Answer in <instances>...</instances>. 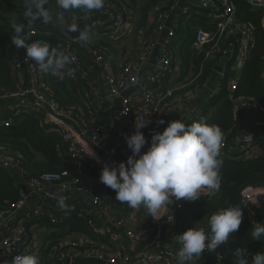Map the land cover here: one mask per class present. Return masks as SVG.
I'll return each mask as SVG.
<instances>
[{
  "label": "built area",
  "instance_id": "1",
  "mask_svg": "<svg viewBox=\"0 0 264 264\" xmlns=\"http://www.w3.org/2000/svg\"><path fill=\"white\" fill-rule=\"evenodd\" d=\"M244 1L250 7L264 8V0ZM200 10H203L204 16L214 23L215 33L197 27L191 48L198 53L209 45V50L205 53L206 57H217L219 61H222L223 68L218 78L217 91L214 93L216 94L222 89V82L227 78V72L232 67L242 65L253 44V29L244 23L234 21V6L230 0H191L189 4L176 0L168 10L158 13L153 18L154 27L148 40L137 51L125 55L117 65L116 72L113 71L110 60L102 52L89 47L85 42H83L85 60L81 59L80 52L76 47H72L73 43L79 39L70 38L71 42L67 44L66 53L70 55L72 62L65 69L71 73V76H77L86 87L90 97L91 110L89 112L106 109L107 104L112 101L118 103V132L114 138L110 137L102 121L96 120L91 124H83L81 120L75 119L67 108L59 105L51 91L40 82L36 62L26 59V52L16 51L12 41L4 39L11 66L15 70L21 66L24 67L30 75V80L15 91L0 92V102H9L7 105H0V114L8 111L10 116H15L20 112L48 115L52 120L51 127L60 132L65 145V153L73 159L76 166L73 171L64 169L32 175L23 167L18 156L10 155L4 150L0 151V166L16 178L18 189L17 200L5 209H0V264H5L9 260L12 263L15 256L33 254L37 249L35 236L27 237L26 235L25 222L41 216H46L47 220L53 222L59 214L57 210H46L41 206L28 207L31 198L48 200L56 205H58L59 198H64L66 204L72 200L84 203L78 212L86 217L89 228L94 234L106 239L115 247L112 252L107 248L92 247L82 251L79 246H83L84 243L79 244L73 239L59 241L49 248L47 257L49 264H76L77 260L84 257H93L100 262L99 264H135L133 256L122 250L123 237L141 244L139 256L143 264H177L176 254L179 248L176 246L175 212L191 201H175L167 211L159 213L161 215L159 219L148 216V211L144 208V214L135 218V222L141 227H133L130 225V218L117 215L111 204L102 199L99 193L92 188L93 182L86 177V173L95 171L101 174L105 163L112 165L127 160L132 153L125 137L135 131L134 121L137 115L146 114L152 121L147 127H153L156 131L160 129L161 125L156 123L161 119L158 116L157 107L163 99L174 97L172 88L162 91L160 85V80L167 75L170 76L174 69L172 54L167 47V42L177 35L181 18H189ZM113 11L103 10L99 13V11L72 10L69 12V20L71 23L86 20L84 30L88 33L98 32L101 28L107 30L113 37L130 33L132 19L130 13L125 10V6L121 5L119 9ZM173 16L177 18L176 23H171L170 19H173ZM168 22L170 25H167ZM40 26L47 25L41 23ZM163 31L166 36L159 44L157 34ZM35 32V27H31L30 33ZM156 48L158 51L155 53ZM148 59H152L153 65L142 80L138 98L127 96L125 91L138 83L139 67L146 65L149 62ZM90 65L100 72L105 88L104 93L99 91V84H95L94 72L89 68ZM262 77L264 79V68ZM235 85L236 79L229 78L227 88L233 91L236 89ZM232 104L234 112L241 108L256 107L253 100L248 97L233 98ZM198 113L199 109L195 108L186 113L182 121L193 120ZM10 116L0 118V123L8 126L12 119ZM246 125L231 145L228 143L229 132L224 134L221 156L234 161L250 156V148L256 145L255 140L264 132V120L254 117ZM146 128L142 131L144 132ZM85 145L90 146L101 156L100 164L99 161L94 163L89 158L84 164L88 166L86 170L84 166L83 168L79 166L80 160L84 159L87 154ZM149 145L150 142L145 145L142 152L146 151ZM258 153L255 152L253 155ZM211 194L212 191L206 189L199 199ZM239 205L250 227L253 228V224L257 221L264 223V186L245 187L241 192ZM20 212H26L21 223L15 226L11 234L3 233L6 225L11 223ZM221 249L220 246L215 252L205 251L202 256L194 258L192 264H228L225 252Z\"/></svg>",
  "mask_w": 264,
  "mask_h": 264
},
{
  "label": "trees",
  "instance_id": "2",
  "mask_svg": "<svg viewBox=\"0 0 264 264\" xmlns=\"http://www.w3.org/2000/svg\"><path fill=\"white\" fill-rule=\"evenodd\" d=\"M140 1L142 2V0H111L108 2L116 3L119 7L121 5L125 6V8L133 11L137 5H141ZM175 1L145 0L140 9L139 26L136 28L137 33L141 35L138 48L130 51L124 45L119 49L120 55L128 53L127 51H137L148 40L153 30L154 22L152 21L145 29L141 27L147 25V21L152 20L149 18L151 10L155 11V14L164 12ZM230 1L234 6V21L244 23L253 29V44L238 71L236 89L230 91L227 88L229 82L227 76L222 82L221 90L208 97L204 102L197 103L199 113L194 119L184 122L186 125H190L193 121L203 119L208 124L219 126L223 135L229 132V145L239 136L252 118L264 120V79L261 71L264 68V8L250 7L244 0ZM14 2L16 1L14 0ZM14 2L12 0H0V92L3 93L13 91L14 78L12 72L15 70L10 64L9 54H7L8 49L4 39L11 41V36L15 35L12 27L13 23L27 24V21L23 17L25 6H17ZM158 4H160L159 8L155 9ZM46 7L50 10L53 17H55L51 5L48 3ZM73 10L85 12L80 11V9ZM133 12L132 14H134ZM204 13L203 10H200L198 13L192 14L187 19L185 26H182L180 22V29L177 34L182 30L185 33L178 45L173 40L176 36L167 42L168 49L170 52L172 50V67L180 71L179 75L174 79L175 84L182 81V78L188 74L196 76L200 73V78L197 82L195 81L196 77H194L193 81L183 82L184 84L191 83L192 90H199L200 92L203 81L208 78L210 71L213 70V66L210 64L218 62L217 57H206L205 53L209 50V45H206L198 53H194L191 48L194 31L197 27H202L215 33L214 23L206 18ZM130 16L133 27L131 13ZM40 24L39 21L33 24L32 27L36 29L34 34L30 33V28L26 27L25 31L29 34L26 43L30 44L34 41L45 42L50 47L60 48L66 52L67 44L71 40L60 31L56 26L57 24L54 22L45 27H41ZM130 33H132V28ZM130 33L113 37L110 36L107 30L91 31L88 33L89 39L85 43L89 47L102 52L112 62L111 57L116 55L113 53L117 52L116 45L124 43ZM80 45L82 49L84 47L83 42H75L72 47L78 48ZM131 49H134V47ZM16 51L26 52V49L23 47L16 48ZM62 72H65V76L63 80H60L50 72L45 73L39 69L40 82L51 91L59 105L67 108L78 121L81 120L83 124H91L93 121L99 120V110L89 112L91 110L90 97L83 82L77 76L68 75L69 72L66 69L62 70ZM169 77L167 75L160 80L161 87L162 84L166 86L165 83L168 82ZM164 88L166 90L170 87ZM185 90L191 91L189 88H185ZM240 97L250 98L256 107L250 109L241 108L234 112L232 99ZM105 108L107 109V107ZM10 117L12 119L8 126L0 123V151L4 150L10 155L18 156L23 167L32 175L41 172L62 171L64 169L73 171L76 164L65 153V145L58 130H55L51 127V124L45 123L40 117H36L35 114L30 112H20ZM254 143L259 149V153L256 155H251L253 153H250L248 158L236 161L228 160L221 155L218 157L222 161L219 170L220 189L212 191L210 196L203 198L196 204L187 203L184 209H180L181 211L176 214L175 218L177 236L191 227H203L207 229V221L212 213L227 206L240 207L239 199L245 187L264 186V132ZM83 164V161L80 160L79 166L81 168H83ZM16 184V178L0 166V209H5L10 203L17 200L18 189ZM104 186L107 188L105 195L115 193L108 186ZM99 195L101 198L103 197L100 193ZM102 199L110 203L113 211L116 213L111 201L105 199V197ZM60 215L61 213L57 214L56 220L53 222L47 220L44 216L34 218L39 221V225L41 224L46 229H51L46 235L43 232L40 234V237H36L33 230L28 228L25 230L27 237L35 236L38 242V247L32 255L39 258L40 264H49L47 257L50 246L59 241H64L70 235H82L88 240L83 246H79L82 251L91 247L96 249H110L112 247V244L108 243L106 239L92 232L86 223V217L81 216L77 210H68L67 215L63 217H60ZM197 223H199L198 226H196ZM251 232L252 227L247 224L243 214L239 230L235 234L230 235L226 244L221 245V250L225 252L228 264H230V259L232 260V264H238L236 253L238 248L246 249V254L243 258L248 260L249 264L253 253L264 251V240L252 239ZM176 242L180 245L178 240ZM5 264L12 263L9 260Z\"/></svg>",
  "mask_w": 264,
  "mask_h": 264
},
{
  "label": "clouds",
  "instance_id": "3",
  "mask_svg": "<svg viewBox=\"0 0 264 264\" xmlns=\"http://www.w3.org/2000/svg\"><path fill=\"white\" fill-rule=\"evenodd\" d=\"M48 3L49 0H25L23 17L27 24L13 23L15 35L11 36V41L17 49L25 48L26 59L34 60L42 72H50L63 80L65 72L62 70L72 62L70 55L45 42L26 43L29 37L26 27L31 28L37 21L44 25L55 22L68 32H78L81 42H86L89 35L76 23L68 22L62 14L54 18L46 7ZM56 4L62 12L73 9L91 12L102 9L104 0H56ZM150 123L152 121L146 114L136 116L135 131L125 137L132 154L126 161L112 165L105 163L99 179L115 191L118 202L127 203L133 209L143 206L148 216L159 219L161 209L173 201H195L206 189H220L219 170L222 161L218 157L224 135L219 126L208 124L203 119L193 121L190 125L181 119L172 120L163 131L151 133L150 145L142 152L145 145L149 144L142 129ZM156 123L163 125L165 121L161 118ZM89 156L96 158L92 151ZM58 206L69 209L64 198H59ZM242 220L240 207L227 206L209 216L207 229L191 227L180 233L176 237L180 244L176 254L177 264H192L194 258L202 256L205 251L215 252L226 244L230 235L239 230ZM251 237L264 240V223L257 221L253 224ZM236 253L238 264H249L243 258L246 249L238 248ZM12 264H40V261L35 255L21 254L13 258ZM250 264H264V251L253 253Z\"/></svg>",
  "mask_w": 264,
  "mask_h": 264
},
{
  "label": "crops",
  "instance_id": "4",
  "mask_svg": "<svg viewBox=\"0 0 264 264\" xmlns=\"http://www.w3.org/2000/svg\"><path fill=\"white\" fill-rule=\"evenodd\" d=\"M12 1L14 2V0H12ZM15 1L16 2H14V3L17 6H19V5L20 6H25V0H15ZM53 1L54 0H49V4L51 5L52 10L54 11ZM181 1L183 3L189 4L191 0H181ZM55 2H56V0H55ZM119 8L120 7L116 3L107 2V1L104 0V7L102 9L95 10L93 12L99 11V13H101L103 10H107V11L108 10H112L113 11V10H116V9H119ZM58 13H59V7H58ZM57 16L58 15L56 13L55 17H57ZM233 18H234V13H233ZM187 19L188 18H181L180 19V22H181L182 26H185V24L187 22ZM167 25H170L169 22L167 23ZM100 30H102V28ZM184 33H185V31L182 30L179 36H181L183 38L184 37ZM165 36L166 35H165L164 31L160 32L159 34H157V41H158L159 44H161L163 42V39H165ZM182 38L179 39L178 42L175 41V44L178 45L180 43V41L182 40ZM173 40H175V38ZM78 41H77V43L81 42V41L80 42H78ZM124 45H125V43H122L120 45H116L117 52L113 53V54H116V55H113L111 57V59H112L111 64H112L114 72L117 71V65L120 63L121 59L125 55H127L129 53V51H128V53L120 55V50L119 49L122 46H124ZM78 48L81 49V45ZM114 48H115V46H114ZM157 51H158V49L156 48L155 49V53ZM7 54H9V53H7ZM84 54H85L84 53V47H82V49L80 50L79 55L81 56L80 58L83 59V60H85L84 59ZM8 58H9V55H8ZM87 64H89V63L87 62ZM152 65H153V61H152V59H150L149 62L146 63V65H143V66L139 67V70H138V83L133 85V86H131V87H129L125 91V94L127 96H130V97L135 98V99L138 98L140 89L142 87V85H141L142 80H143L144 76L147 74V72L151 69ZM210 65L213 66V70L210 71V73L208 75V78H206L203 81L202 87L204 85H206L209 81H215L216 79L218 80L219 75L221 73V71L218 70V68H221V70L223 68L222 67L223 63H222V61H219V60H218V62L211 63ZM240 67L241 66L233 67L235 72L237 73L236 77H232L233 76V72H232V69H230V71L227 73L228 78L237 80L238 79V71H239ZM89 68H91V70H93V72H94V82L97 85L99 84V91L104 93L105 92V88H104V86L102 84L100 72H98V70L93 65H90ZM177 71H179L177 68L173 69V73L170 75L168 82L165 83L166 86H164L162 84V87H161L162 91L165 90L164 87H168L169 86L170 88H172L173 85H175L174 79L177 77V74H175V72H177ZM12 76L14 78L13 91H15L16 89H18L21 86H24L30 80V75L28 74L27 70L24 67H22V66L19 69L14 70V72H12ZM213 83H215V82H213ZM192 91L193 90H191V92L188 91L186 93V95H177V96H174V97H172L170 99L166 98V99L162 100V102H161V104L159 106V109L157 111H158V116L160 118L164 119L165 124L161 125V127H160V129L158 131H163V129L167 126L168 122H170L172 120H178V119L182 120L186 113H188L189 111H191V110H193L195 108H198L197 107V103L204 102L208 97H210L212 95V93L214 94L217 91V83L215 85H211L210 87H207L206 89H204L203 93H201V94H199L200 92H192ZM170 100H171V102H170ZM7 103H9V102H0V105H2V104L3 105H7ZM118 107H119L118 103L116 101H112V102L108 103L107 109H101L99 111V121H102L106 125V128L108 129V132H109V135H110L111 138H114V136L118 132V130H117V126H118V122H119L118 118H117ZM3 110H5V109H3ZM233 111H234V108H233ZM210 113H212V111H210ZM9 114H10V112L5 111V112L0 114V118H5ZM35 116L36 117H40L45 123L52 124L51 118L48 115H46L45 113H42V114H39V115L35 114ZM183 122H185V120H183ZM153 131H156L153 127H147L145 129V131H144L145 137H146V139L149 142L151 141V133ZM85 146H86L85 148H86L87 154H86V157L84 159H82L83 163L84 164L87 163V160L90 158L92 162L97 163L99 161V164H100V157H101L100 154H97L95 151H93L90 146H88V145H85ZM256 146L257 145H255L253 148H250V153L254 154L255 152L256 153L259 152V149ZM91 151L95 153V157L96 158H93V157L89 156L91 154ZM86 169H88V166H84V170H86ZM86 177L90 181L93 182L92 183V188L94 190H96L98 193L103 195V197H105V199L111 201V203L113 204L114 209H115L117 214L130 218L131 219V224H130L131 226H133V227H138L139 226L138 228L141 227L139 225V223L135 222V218L136 217H140V216H142L144 214V207L143 206H141L140 208H137V209H133V208L129 207L127 205V203L118 202L115 199V195H116L115 193L111 194V195H105V192L107 191V188L104 186L105 184L100 182V179H99L100 173L95 172V171H91V172L88 171L86 173ZM202 199H197V201H191V203L196 204V202H199ZM174 202L175 201H173L170 205H167L164 208H162L160 212L167 211L173 205ZM83 204L84 203H82V202L72 200L67 205L69 206L70 210H77L78 211V210L82 209ZM36 206L45 207L46 210H57V211H59V213L63 212V213H61L60 217L66 216L67 215V211L69 210V209H61L58 205H56L55 203L50 202L48 200H42V199H39V198H31L29 203H28V207L31 208V207H36ZM182 209H184V208H182ZM179 211H181V210H178V211L175 212V218H176V214ZM134 212H136V213L134 214ZM25 216H26V212H20V214L15 219H13L11 221V223H8L6 225V228L4 229L3 233L11 234L13 232L15 226H18V224L21 223V221L24 219ZM44 217L46 218V216H44ZM149 223L151 224V221H149ZM24 226H25V230H26V228H28V229L33 230V232L37 231V232L34 233V235L36 237H38V236L40 237L41 236L40 234L43 233V232H44L43 234L46 235L47 233H49L51 231V229L49 230V229H46L45 226H43L41 224L39 225V221H37L35 219H33L32 221H29V222H25ZM71 239H73L75 242H77L79 244H82V243L85 244L88 241L82 235H74V237H72L70 239L66 238L65 241L66 240H71ZM122 241H123L122 242V250L124 252L129 253L130 255L133 256L135 264H143L142 263V259L139 256V251L141 249V244L137 243V242L134 243V242L126 239V237H123ZM37 244H38V242H37ZM176 246L180 247V245H177V242H176ZM107 249L110 250L111 252L114 251L115 250L114 244H112V247L110 249L109 248H107ZM99 263L100 262H98L93 257H84V258H81V259L76 261V264H99Z\"/></svg>",
  "mask_w": 264,
  "mask_h": 264
},
{
  "label": "rangeland",
  "instance_id": "5",
  "mask_svg": "<svg viewBox=\"0 0 264 264\" xmlns=\"http://www.w3.org/2000/svg\"><path fill=\"white\" fill-rule=\"evenodd\" d=\"M105 1H111V0H105ZM141 2V1H140ZM145 3V0H142V2H141V5H137L136 7H135V10H130L129 8H125V10H127L128 12H130L131 13V15H132V17H133V27H132V33H130L129 34V36H128V38L125 40V46L126 47H128V50L130 49V51H133V50H135L136 48H138V44H139V42H140V37H141V35L140 34H138L137 33V30H136V28L139 26L138 25V23H139V15H140V9H141V7H142V5ZM159 5L160 4H158L157 6H156V8L155 9H158L159 8ZM53 8H54V13H55V15H56V13H57V15L59 14L58 13V5L56 4V2H55V0L53 1ZM81 11V10H80ZM134 13V14H132V12ZM157 12V11H156ZM157 15V13L155 14V11H153V10H151L150 11V13H149V18H151L152 20L150 21H147L146 22V24L147 25H144V26H142L141 28H143V29H145V28H147L149 25H150V23H152V21L154 20L153 18L155 17ZM171 20V23L173 22V23H176L177 22V18H174V16H173V19H170ZM140 28V29H141ZM139 29V30H140ZM138 30V31H139ZM181 33V32H180ZM180 33H178L177 35H176V39H175V41H179V39L180 38H182L181 36H179L180 35ZM132 47H134V49H131ZM77 51L78 52H80V49L79 48H77ZM128 52V51H127ZM171 52H172V50H171ZM193 52L195 53V51L193 50ZM177 63V62H176ZM232 72H233V76L232 77H236L237 76V73L235 72V70H234V68L232 67ZM179 73H180V71H177V72H175V74H177V76L179 75ZM194 77H196L195 78V81L197 82L198 80H199V78H200V73L199 74H197L196 76H194V75H192V74H188V75H186V77H183L182 79V81H180L179 83H177V84H175V85H173V87H172V94L174 95V96H177V95H186V93L188 92L187 90H185V88H189V90H192V87H191V83H187V84H184L183 82H185V81H189V80H191V81H193L194 80ZM213 82H215V83H213ZM218 82V80L216 79L215 81H209L206 85H204L203 87H201L200 89H202L201 90V92L199 91V90H194L193 89V91L192 92H200L199 94H201V93H203V91H204V89H206L207 87H210L211 85H215L216 83ZM175 83V82H174ZM189 92H191V91H189ZM186 106V105H185ZM159 109V106L157 107V110ZM197 203V202H196ZM182 210V209H181ZM199 225V223H197V225L196 226H198ZM35 232H37V231H35ZM34 232V233H35ZM72 237H74V235H70V236H68L67 238H72ZM178 245V244H177ZM179 248V247H178ZM230 264H232V260L230 259V262H229Z\"/></svg>",
  "mask_w": 264,
  "mask_h": 264
},
{
  "label": "water",
  "instance_id": "6",
  "mask_svg": "<svg viewBox=\"0 0 264 264\" xmlns=\"http://www.w3.org/2000/svg\"><path fill=\"white\" fill-rule=\"evenodd\" d=\"M61 14L65 17V19H66L68 22H70V20H69V12H62V10L59 8V14H58V15H61ZM70 23H71V22H70ZM56 24H57L56 26L60 29V31H61L66 37H68L69 39H70V38L78 39V35H79L78 32H68V31L66 30V28L63 27L60 23H56ZM76 24L79 26V28L84 29L85 26H86V24H87V21H86V20H80V21L77 22ZM160 41H161V40H160ZM218 70L221 71V68H218Z\"/></svg>",
  "mask_w": 264,
  "mask_h": 264
}]
</instances>
